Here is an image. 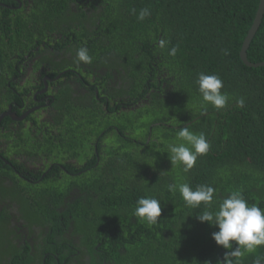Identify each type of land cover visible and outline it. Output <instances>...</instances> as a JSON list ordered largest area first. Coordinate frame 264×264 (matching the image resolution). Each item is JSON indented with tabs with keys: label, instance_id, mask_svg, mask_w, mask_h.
<instances>
[{
	"label": "trees",
	"instance_id": "obj_1",
	"mask_svg": "<svg viewBox=\"0 0 264 264\" xmlns=\"http://www.w3.org/2000/svg\"><path fill=\"white\" fill-rule=\"evenodd\" d=\"M31 1L28 12L0 6V112L13 102L23 105L29 87L13 79L25 73L27 56L35 59L36 68L52 70L53 77L67 70L66 76L76 77L89 92L80 98L56 96V132L40 137L31 128L2 132L10 147L2 156L35 153L63 164L71 174L55 164L33 186L0 158V264H43L46 251L59 252L63 263L70 247L72 253L94 256L99 244L110 264L222 261L228 250L212 239L219 229L200 223L199 213L216 211L241 189L249 206L264 209V66L249 67L240 56L261 0ZM143 8L151 15L139 21ZM81 47L88 49L91 63L77 62ZM173 47L175 56L169 54ZM247 56L252 63L264 62V17ZM201 73L223 81L225 108L203 101L197 83ZM69 81L61 82L67 86L61 91L74 94ZM123 97L147 103L119 116L115 106L120 110L123 105L116 100ZM241 98L242 108L237 105ZM185 127L203 133L210 144L188 172L171 164L168 149L180 142L177 134ZM74 158L83 168L65 164ZM173 183H187L192 190L213 187L212 207L186 206L178 189L168 190ZM29 192L33 195L26 196ZM142 197L160 202L156 225L134 215ZM8 199L18 204L31 235L36 226H52L61 231L60 240L44 236L47 245L37 246L35 255L29 254V245L21 251L15 244L20 236L14 237L10 226L14 215L5 205ZM257 256H264V246L240 264H253ZM95 258L67 264H103ZM45 264L59 262L50 256Z\"/></svg>",
	"mask_w": 264,
	"mask_h": 264
},
{
	"label": "flooded vegetation",
	"instance_id": "obj_2",
	"mask_svg": "<svg viewBox=\"0 0 264 264\" xmlns=\"http://www.w3.org/2000/svg\"><path fill=\"white\" fill-rule=\"evenodd\" d=\"M30 2L32 3L31 0H0V6L7 7L9 9L24 8L23 11L28 12L30 9V7H28V4ZM82 2L86 1H78L79 4H82ZM53 35L55 36L56 33L54 32ZM43 45H45V42L43 43ZM35 51L39 52V48H37ZM26 59V62L23 63V72L25 73H21L22 75L20 77H15L13 79L14 82H19L21 85L24 84L29 87L28 91L25 92L24 100H22L23 105H19V103L13 102L11 104H8L7 108L0 112V143L2 144H0V152L3 153H7L10 147L9 143L6 142L3 137H1L2 132L6 133L8 131H17L19 129H22V127L31 128L34 133V136L36 135L40 137L41 135L45 134L46 131H52V127L56 125L55 121L53 120V117L55 118L59 114L55 110L56 108L53 107V104L57 99L56 96H59L61 100L62 98H64L63 95H65V97H68L70 95L71 98H75L79 97V94L85 95L89 92L87 88L83 87L82 84L77 81L76 77L66 76V73L68 72L67 70L59 71L58 74L53 77L50 75L52 70L46 69L42 65H40L39 68H36L37 65L35 63V59L31 58V56H27ZM66 80H70L68 84H70V86H73L74 90H76L74 94L71 92H69V94H65L62 92V87L66 89L67 86H62L61 82H64L65 85ZM111 83L113 84V86L116 85L115 81H112ZM86 86L91 88V85L86 84ZM95 92L98 95V91ZM97 99L100 101V104H105L106 107H109V103L104 102L102 100L103 97H98ZM131 99L132 98L130 97H123L116 100L118 105H123L120 110H118V107L116 108V106L114 105V100L110 101V103L111 106H115V112H117L119 116L123 111L130 112L136 110L139 107V104L142 105L143 102L147 103L146 101H142L140 99H135L134 101H132ZM8 119H10L11 121H8ZM4 122L5 125H3ZM20 132L23 133L22 130H20ZM53 132L56 131L53 129ZM151 137L152 132L150 133L147 142L150 141ZM103 145H106V143H104ZM38 148H40V146H38ZM13 155L14 156H11L10 159H7L6 157L0 154V158L3 159L6 166L14 170L16 175L21 180L33 186L41 184L42 181L51 173L55 164L65 169L62 166L63 164L38 154L35 155V153L34 156H28L22 153ZM64 162L65 164L72 163L79 169L83 168L84 164L82 162H79V160H77L76 158L69 159ZM65 171L69 173L68 170L65 169ZM6 179L8 180V178ZM16 193L18 194L19 192ZM30 195L33 194L29 192L26 196ZM78 196H80V194H78ZM9 200L10 199H8V202L5 203V205L11 210V213L14 215L11 219L10 226L11 229H13L14 231V237H16L17 235L20 236V239L15 240V244L20 248L21 251H24L29 245L31 249V252L29 254H31L32 256L35 255V253L37 252V246L38 248H41L47 245L45 243V240H43L44 236L52 235L60 240L58 235L61 231L58 230L56 227L53 228L52 226H36L34 228L35 233L31 235L28 228L26 227V221L22 219V213L20 212L18 204H13ZM42 232L46 233L42 234ZM67 236L70 235L67 234ZM100 246L101 245L99 244L94 247L95 252L93 255L96 257L95 259L102 262L103 264H110L111 262L107 260L109 259V257H104V252L99 250ZM71 249H73V247H70L69 250H65L63 263H60L59 252L54 253L46 251L44 253L43 264L46 263V260L50 256H54L59 262V264H67V262L71 261L79 262V259H88L90 261H93L94 256L85 255L82 252L72 253Z\"/></svg>",
	"mask_w": 264,
	"mask_h": 264
},
{
	"label": "clouds",
	"instance_id": "obj_3",
	"mask_svg": "<svg viewBox=\"0 0 264 264\" xmlns=\"http://www.w3.org/2000/svg\"><path fill=\"white\" fill-rule=\"evenodd\" d=\"M135 9L133 13L135 14ZM151 15L149 9L143 8L139 11L137 19L143 21ZM161 46L164 41H161ZM177 48L173 47L169 54L175 56ZM77 62L91 63L92 58L88 49L81 47L76 53ZM199 92L203 101L211 104L217 110L223 109L228 103V96L222 93L223 81L217 75L201 73L197 80ZM239 107L244 106L243 98L237 100ZM177 144H169L171 153V164H180L183 171H190L197 161L198 156L209 152L210 144L203 133L195 134L187 127L178 131ZM179 191L186 206L199 208L201 204L210 209L213 204L215 189L208 185H198L192 190L187 183L170 184L168 190L172 193ZM161 205L154 198H139L134 210V215L147 222L148 225H156L161 216ZM200 223L207 222L219 230L212 233V239L217 246L226 249L222 261L217 264H240L246 254H252L257 248L264 246V209L258 205L248 202L243 196V190H236L225 198L216 211L204 210L196 217ZM233 242H235L233 244ZM208 264H211L209 261ZM253 264H264V256H257Z\"/></svg>",
	"mask_w": 264,
	"mask_h": 264
},
{
	"label": "water",
	"instance_id": "obj_4",
	"mask_svg": "<svg viewBox=\"0 0 264 264\" xmlns=\"http://www.w3.org/2000/svg\"><path fill=\"white\" fill-rule=\"evenodd\" d=\"M263 17H264V0H261L257 15L255 17V20L253 22L252 27L248 31V35H247L246 39L243 42V47H242V50L240 53V56H241L243 62L249 67H260V66L262 67V66H264V62H260V63L250 62L248 60V56H247V51L250 47V44H251L253 38L255 37L257 31L259 30V28L262 24Z\"/></svg>",
	"mask_w": 264,
	"mask_h": 264
}]
</instances>
